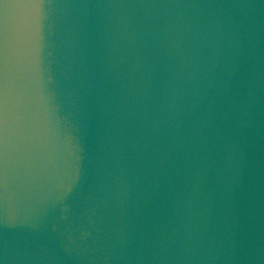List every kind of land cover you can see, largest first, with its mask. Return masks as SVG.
I'll return each instance as SVG.
<instances>
[{
    "label": "water",
    "instance_id": "obj_1",
    "mask_svg": "<svg viewBox=\"0 0 264 264\" xmlns=\"http://www.w3.org/2000/svg\"><path fill=\"white\" fill-rule=\"evenodd\" d=\"M0 264H264V0H0Z\"/></svg>",
    "mask_w": 264,
    "mask_h": 264
}]
</instances>
